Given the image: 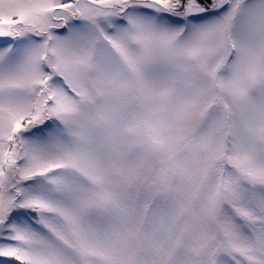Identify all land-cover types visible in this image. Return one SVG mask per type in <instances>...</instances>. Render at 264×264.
I'll use <instances>...</instances> for the list:
<instances>
[{
	"label": "snow or ice",
	"instance_id": "1",
	"mask_svg": "<svg viewBox=\"0 0 264 264\" xmlns=\"http://www.w3.org/2000/svg\"><path fill=\"white\" fill-rule=\"evenodd\" d=\"M0 264H264V0H0Z\"/></svg>",
	"mask_w": 264,
	"mask_h": 264
}]
</instances>
